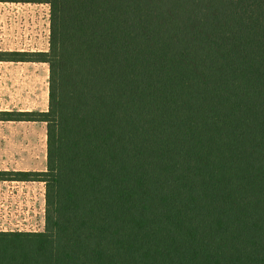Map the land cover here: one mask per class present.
<instances>
[{
	"label": "trees",
	"instance_id": "obj_1",
	"mask_svg": "<svg viewBox=\"0 0 264 264\" xmlns=\"http://www.w3.org/2000/svg\"><path fill=\"white\" fill-rule=\"evenodd\" d=\"M50 9L42 231L0 264H264V0H0Z\"/></svg>",
	"mask_w": 264,
	"mask_h": 264
},
{
	"label": "rangeland",
	"instance_id": "obj_2",
	"mask_svg": "<svg viewBox=\"0 0 264 264\" xmlns=\"http://www.w3.org/2000/svg\"><path fill=\"white\" fill-rule=\"evenodd\" d=\"M46 14L34 7L0 5V50L32 49L33 19L41 34L37 48H43ZM48 81V66L0 63V111L47 110ZM46 133L45 123L0 122V170H45ZM44 224L43 183H0V230L42 231Z\"/></svg>",
	"mask_w": 264,
	"mask_h": 264
},
{
	"label": "crops",
	"instance_id": "obj_3",
	"mask_svg": "<svg viewBox=\"0 0 264 264\" xmlns=\"http://www.w3.org/2000/svg\"><path fill=\"white\" fill-rule=\"evenodd\" d=\"M0 5H3V6H5V5H8V6H21V7H34V8H37L38 10L39 9H43V10H46L47 11V14H46V21H47V28H46V30H47V32L45 31V34H46V39L44 38V46H43V48H37V45H38V43H39V41L41 40V34L38 32L37 33V31H36V26H35V19H33L32 20V34H33V36L31 37V38H33L35 41L32 43L33 45H31L32 46V49H18V50H0V51H16V52H47L48 50H49V35H50V9H49V6L48 5H44V4H12V3H0ZM39 20H40V17L38 16L37 18H36V21L38 22V23H40L39 22ZM37 34V35H35V38H37V39H35L34 38V34ZM45 34H44V36H45ZM38 38H40V39H38ZM3 63V62H2ZM7 64H15V65H17V64H26V65H44V66H48L47 64H43V63H7ZM48 110V109H47ZM47 110H45V111H47ZM19 111H21V110H19ZM27 111H30V110H27ZM36 111V110H35ZM37 111H41V110H37ZM43 111V110H42ZM41 171H43V170H41ZM5 183H8V182H5ZM14 183V182H13ZM16 183H18V182H16ZM3 231H9V230H3ZM10 231H14V230H10ZM19 231H21V230H19Z\"/></svg>",
	"mask_w": 264,
	"mask_h": 264
}]
</instances>
